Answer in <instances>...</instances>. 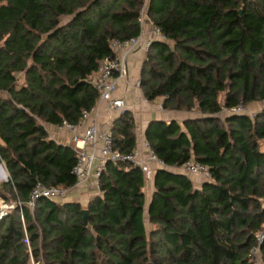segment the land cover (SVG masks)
I'll use <instances>...</instances> for the list:
<instances>
[{
  "label": "trees",
  "instance_id": "trees-1",
  "mask_svg": "<svg viewBox=\"0 0 264 264\" xmlns=\"http://www.w3.org/2000/svg\"><path fill=\"white\" fill-rule=\"evenodd\" d=\"M144 2L0 0V162L8 172L0 198L17 203L0 219V264H31L30 256L35 264H251L264 225V106L254 117L221 110L264 101V0L147 1L164 39L142 61L144 98L198 113L182 125L148 123L145 139L169 166L155 170L149 201L138 166L108 161L84 205L45 197L27 205L38 182L74 186L75 149L47 127L78 126L94 107L91 74L113 41L139 35ZM111 133L120 152L137 145L130 111ZM188 159L213 181L199 186L171 169ZM259 250L264 264V240Z\"/></svg>",
  "mask_w": 264,
  "mask_h": 264
},
{
  "label": "built area",
  "instance_id": "built-area-1",
  "mask_svg": "<svg viewBox=\"0 0 264 264\" xmlns=\"http://www.w3.org/2000/svg\"><path fill=\"white\" fill-rule=\"evenodd\" d=\"M147 1L148 0H145L143 3L138 16V23L140 26L139 35L123 41H113L111 43V54L105 57L101 61L97 71L91 74V83L94 85L99 95L94 107L89 111L83 112L82 120L79 125H82L92 113L96 115L99 105L103 101L112 109L121 110L122 112L125 110V100L121 97H116L115 91L117 80L119 78H127V61L129 56L142 46L148 49L154 39H164L159 27L155 26L153 23L149 31L150 33L143 29L145 24L149 22ZM134 86L140 88L139 79L134 83ZM155 107L160 111H164L161 102H158ZM238 113H245L251 117L255 116V112H250L242 103L231 107L223 106L221 110V114ZM111 127L112 126L107 130H101L94 121L87 125L82 132L76 133V126L66 121L57 125L59 130L66 129L73 133L72 142L76 152V163L72 169V173L76 177V182L70 189L47 187L38 182L30 193L27 202L28 207L33 209L36 200L40 197L64 199L69 195L71 189L81 188L86 183L94 184L98 189L100 177L103 171H105L108 161L114 164L119 162L132 163L140 168L146 179H151L157 168H169L151 148L146 139H143L139 145H136L127 153L114 149ZM171 169L182 172L187 176L197 177L202 181H213L208 167L193 159H188L181 166L171 167ZM7 207L13 208V205H5L4 208L7 209ZM4 212L7 213L6 210L0 211V218L3 216ZM256 240L257 243L250 252V262L251 264H263L259 246L264 240V225L263 229L256 233ZM30 258L32 261L31 263L35 264L32 256H30Z\"/></svg>",
  "mask_w": 264,
  "mask_h": 264
},
{
  "label": "crops",
  "instance_id": "crops-1",
  "mask_svg": "<svg viewBox=\"0 0 264 264\" xmlns=\"http://www.w3.org/2000/svg\"><path fill=\"white\" fill-rule=\"evenodd\" d=\"M145 56H146V52L145 50H143L142 47L137 49L129 56L127 61V72H128L127 78H119L117 80L116 91H115L116 97H121L125 100L126 102L125 110L130 111L134 117L135 130L137 134V145H139V143H141L142 140L145 139L144 132L148 123L151 120L170 121L174 119L177 120L182 125V121L184 119L198 115L197 111L187 112V111L167 110V109H164V111H160L155 107V105L158 104V102H161L162 98H157L154 101H148L144 98L141 88L135 87L134 83L140 78V69H141L142 61L144 60ZM121 112H122L121 110L112 109L111 107L108 106L106 102L103 101L100 103L96 115L92 113L82 125L76 126L75 132L76 133L82 132L87 125L91 124L94 121L96 122V125L99 127V129L107 130L110 126H112L115 118L118 117ZM47 129L49 131L50 136L56 141L62 144H68L73 146L72 132L66 129L59 130L57 126H51V125H49ZM193 179L194 182L200 186L202 180L197 177H193ZM7 180L8 179H6V181ZM145 181L146 182L143 191L145 193L147 201H149L153 191V177L151 179H145ZM98 193L99 191L97 188L86 189V190L81 189L79 191L78 197L76 195L73 196V199L71 197L68 200H73L76 202H80L82 204V200L83 202L86 203L90 197L95 196ZM87 196L90 197L87 199L86 198Z\"/></svg>",
  "mask_w": 264,
  "mask_h": 264
},
{
  "label": "rangeland",
  "instance_id": "rangeland-1",
  "mask_svg": "<svg viewBox=\"0 0 264 264\" xmlns=\"http://www.w3.org/2000/svg\"><path fill=\"white\" fill-rule=\"evenodd\" d=\"M152 21L149 19V22H147L146 24H145V26L143 27V29H144V31H147L148 33H150L149 31H150V29H151V27H152ZM152 35V34H151ZM142 48H143V50H145V52L147 53V50L148 49H145V46H142ZM226 95V91H224V92H222L220 95H219V99H220V102L222 103V104H224L222 101H224V96ZM250 112H256V111H258L259 109H261L263 106H264V101H257V102H253V103H251V104H244V103H242ZM8 174H7V172H6V170H5V168H4V165H3V163L2 162H0V185H1V183L2 182H4V181H6V179H8V176H7ZM87 187V188H86ZM96 189V187H95V185L94 184H88V183H86V184H84L81 188H78V189H71V191L69 192V195L67 196V197H65L64 199L65 200H68V199H70L71 197H72V199H73V196H76L77 195V197H78V194H79V191L82 189ZM78 193H77V192ZM90 196H87L86 198L88 199ZM64 199H60V201L62 200H64ZM85 202H83V200H82V204H84ZM13 205V208L16 206V201H12V200H9V201H5V200H3V199H1L0 198V211L1 210H6V212L8 213L10 210H12L13 208H9V207H7V209L6 208H4L5 207V205ZM7 213H3V216H5ZM2 216V217H3ZM1 217V218H2ZM0 218V219H1ZM146 219H147V216H146ZM148 226H150L149 224H148ZM32 261H31V258H30V263H31ZM32 264V263H31Z\"/></svg>",
  "mask_w": 264,
  "mask_h": 264
},
{
  "label": "water",
  "instance_id": "water-1",
  "mask_svg": "<svg viewBox=\"0 0 264 264\" xmlns=\"http://www.w3.org/2000/svg\"><path fill=\"white\" fill-rule=\"evenodd\" d=\"M83 215H84V223L86 224L87 223V219H86L87 210L86 209L83 210Z\"/></svg>",
  "mask_w": 264,
  "mask_h": 264
}]
</instances>
